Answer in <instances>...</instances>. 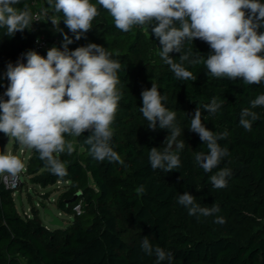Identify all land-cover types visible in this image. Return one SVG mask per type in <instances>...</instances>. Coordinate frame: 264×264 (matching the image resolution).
Here are the masks:
<instances>
[{
    "label": "trees",
    "instance_id": "1",
    "mask_svg": "<svg viewBox=\"0 0 264 264\" xmlns=\"http://www.w3.org/2000/svg\"><path fill=\"white\" fill-rule=\"evenodd\" d=\"M90 2L96 4L99 15L93 20L92 29L78 41L63 23L62 13L54 14L47 2L21 0L15 7L22 9L27 4L33 14L46 9L49 16L61 20L59 28L73 39L70 50L95 43L121 63L117 87L123 98L112 125V146L123 163L94 160L83 143L92 134L89 131L77 138L71 155H59L67 168L63 177L54 175L33 149L26 173L33 183L44 187L68 181L58 208L74 215V220L62 227L51 226L35 207L31 217L25 216L18 210L14 190L0 178V264H157L155 254L149 256L141 249L145 236L153 247L173 254L171 264H264V107L252 109L259 119L253 122L251 131L239 124L241 110L264 93V83L247 85L242 80L216 78L202 64L187 63L185 67L197 79L177 80L160 58L159 40L149 26H134L129 32H122L97 0ZM51 25L49 20L34 19L30 29L12 37L0 28V95L8 84L3 73L9 62L15 64L21 59L26 63L22 54L29 50L46 57L48 49L35 47L38 36L45 34L54 46H62L63 35L59 31L56 37L49 36L46 29ZM192 51L207 56L210 48L196 39ZM179 55L170 53L177 62ZM153 83L167 96L165 106L176 112L175 123L181 129L177 139L185 142L179 152L182 166L168 173L153 170L148 161L149 150H163L169 134L158 126L156 131H150L140 112L141 92ZM212 97L223 100L215 115L202 107ZM197 107L201 108L202 121L208 129L228 133L219 142L228 149L219 167L231 170L227 186L222 189L213 188L209 181L218 169L205 173L194 160L196 152H207L199 135L189 131ZM3 142L4 134L0 133V153ZM185 192L201 206L218 205L219 211L208 217L190 216L177 203ZM79 202L80 214L74 211ZM44 206L46 202L41 201ZM216 217H223L225 222L216 223Z\"/></svg>",
    "mask_w": 264,
    "mask_h": 264
},
{
    "label": "clouds",
    "instance_id": "2",
    "mask_svg": "<svg viewBox=\"0 0 264 264\" xmlns=\"http://www.w3.org/2000/svg\"><path fill=\"white\" fill-rule=\"evenodd\" d=\"M21 0H0V28L6 29L9 37L30 29L35 16L27 4L22 9L15 5ZM122 32L134 26H149L159 40L160 58L170 67L177 80L197 79L185 67L203 65L207 73L216 78L230 81L242 80L247 85L264 83V3L261 0H97ZM54 14L62 13L63 23L80 40L92 29L93 20L99 15L96 4L90 0H47ZM42 16L48 17L53 27L63 35L62 47H51L46 57L34 50L22 54L26 63L18 59L6 66L8 84L0 95V133L15 140L27 149L39 153L50 171L57 176L67 175L65 162L60 154L71 155L76 149L65 134L79 138L86 131L92 134L84 139L90 156L99 162H120L112 140L119 102L123 93L118 89V73L122 65L112 59L105 47L89 43L87 46L69 49L74 41L59 28L60 19L49 16L46 9ZM199 39L209 45L207 56L199 51L193 53V41ZM37 42H39L37 40ZM186 45H190L187 46ZM179 53V62L170 53ZM3 87V85H0ZM7 97V99H5ZM140 112L148 122V129L167 130L163 150L152 147L148 153L149 165L153 170L172 172L180 168L179 152L185 142L178 140L181 129L176 125V112L169 110L156 84L141 92ZM223 106L220 97H212L203 105L209 114L215 115ZM257 107H264V93L250 101V107L240 112L239 124L251 131L253 122L259 119ZM189 131L199 135L207 152L198 151L195 162L205 173H212L209 181L213 188L227 186L231 170L220 168L228 149L219 143L228 133H217L205 126L201 108L197 107L190 121ZM175 147V151L173 148ZM25 169L21 159L13 154H0V178L6 183L19 177ZM143 192V187L140 188ZM177 203L183 205L190 216H212L219 211L218 205L201 206L188 192L180 194ZM216 223H224L216 217ZM142 251L155 254L157 264L173 260V254L159 246L153 247L145 236Z\"/></svg>",
    "mask_w": 264,
    "mask_h": 264
},
{
    "label": "rangeland",
    "instance_id": "3",
    "mask_svg": "<svg viewBox=\"0 0 264 264\" xmlns=\"http://www.w3.org/2000/svg\"><path fill=\"white\" fill-rule=\"evenodd\" d=\"M41 2L46 3L47 0H41ZM46 30L51 38L56 37L58 34V31L53 26H48ZM65 139L72 141L74 143V146L78 144L76 137L66 134ZM2 153H9L18 156L26 166L33 154V149H27L23 145H20L15 140V138H8L7 136L4 135L3 151L0 154ZM66 184L67 183H65L64 181H60L57 182L56 184H51L47 187H44L43 185L33 183L31 181V176H29L25 171L23 174V185L20 188V190L16 192L17 196L19 194L22 196V200L16 197L17 198L16 204L18 210L21 213H23L24 211L33 212L32 207H35L36 209H40V213H41L40 216L43 218L44 213H43V208L41 207V201H45L46 204L54 203L55 205L52 204V206L55 209V211L58 213L59 209L56 206H58L59 197L67 188ZM46 195L47 197L51 195L52 196L50 198H44ZM60 217L64 220L65 225H68L71 221L74 220V215H70L67 213L60 214Z\"/></svg>",
    "mask_w": 264,
    "mask_h": 264
},
{
    "label": "built area",
    "instance_id": "4",
    "mask_svg": "<svg viewBox=\"0 0 264 264\" xmlns=\"http://www.w3.org/2000/svg\"><path fill=\"white\" fill-rule=\"evenodd\" d=\"M40 14H41V11H36L35 14H34V17H35V16H39V20H37V21L44 20V19L48 20V17L42 16V15H40ZM35 20H36V19H35ZM51 26H53V25H51ZM37 40H38L39 42H37ZM52 46H53L52 41H51V40H50L45 34H42V35L38 36V37L35 39V47H36L37 49H50ZM60 47H62V46H60ZM22 152H23V151H22ZM26 169H27V165L25 166L24 171H23L22 173L19 174V177L15 180L14 183H12V182H8V183H6V182L2 179V181L4 182V184H5L8 188H11L12 190H14V195H15L16 197H17V193H16V192L19 191L20 188H21L22 185H23V174H24V172L26 171ZM60 181H61V180H60ZM60 181H58V182H60ZM65 183H68V181L65 182ZM74 211L77 212L78 214H80V213L82 212V202H79L78 204H76V205L74 206ZM23 214H24L25 216H27V217H31V216H32V212H30V211H24Z\"/></svg>",
    "mask_w": 264,
    "mask_h": 264
},
{
    "label": "water",
    "instance_id": "5",
    "mask_svg": "<svg viewBox=\"0 0 264 264\" xmlns=\"http://www.w3.org/2000/svg\"><path fill=\"white\" fill-rule=\"evenodd\" d=\"M17 198L22 200L20 194L17 196ZM42 208H43V213H44L43 219L46 220V222L49 225L62 227L65 224L64 220L58 214L55 213L53 208L48 207V206H44Z\"/></svg>",
    "mask_w": 264,
    "mask_h": 264
},
{
    "label": "crops",
    "instance_id": "6",
    "mask_svg": "<svg viewBox=\"0 0 264 264\" xmlns=\"http://www.w3.org/2000/svg\"><path fill=\"white\" fill-rule=\"evenodd\" d=\"M51 196H52V195H51ZM51 196L47 197V195H46L44 198H50ZM21 198H22V196H21ZM48 204H50V205H48ZM52 204H54V203H47V206L53 208ZM54 205H55V204H54ZM56 207H58V206H56ZM53 209H54V208H53ZM58 209H59V208H58ZM54 211H55V209H54ZM55 213L58 214V215L60 216V214H63V211H61V210L59 209V210H58V213H57L56 211H55Z\"/></svg>",
    "mask_w": 264,
    "mask_h": 264
}]
</instances>
